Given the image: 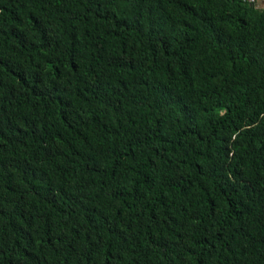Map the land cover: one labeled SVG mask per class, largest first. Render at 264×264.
<instances>
[{"label":"trees","instance_id":"1","mask_svg":"<svg viewBox=\"0 0 264 264\" xmlns=\"http://www.w3.org/2000/svg\"><path fill=\"white\" fill-rule=\"evenodd\" d=\"M0 264H264V11L0 0Z\"/></svg>","mask_w":264,"mask_h":264},{"label":"crops","instance_id":"2","mask_svg":"<svg viewBox=\"0 0 264 264\" xmlns=\"http://www.w3.org/2000/svg\"><path fill=\"white\" fill-rule=\"evenodd\" d=\"M254 5L258 10L264 11V0H255Z\"/></svg>","mask_w":264,"mask_h":264},{"label":"built area","instance_id":"3","mask_svg":"<svg viewBox=\"0 0 264 264\" xmlns=\"http://www.w3.org/2000/svg\"><path fill=\"white\" fill-rule=\"evenodd\" d=\"M245 2L249 5H252L254 4L255 0H245Z\"/></svg>","mask_w":264,"mask_h":264}]
</instances>
